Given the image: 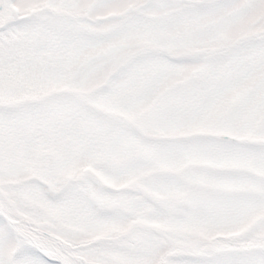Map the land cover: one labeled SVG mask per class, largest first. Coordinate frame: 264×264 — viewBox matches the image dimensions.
<instances>
[{"label": "snow or ice", "instance_id": "snow-or-ice-1", "mask_svg": "<svg viewBox=\"0 0 264 264\" xmlns=\"http://www.w3.org/2000/svg\"><path fill=\"white\" fill-rule=\"evenodd\" d=\"M0 264H264V0H0Z\"/></svg>", "mask_w": 264, "mask_h": 264}]
</instances>
